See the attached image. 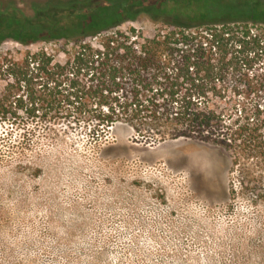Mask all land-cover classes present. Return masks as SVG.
<instances>
[{"label":"trees","instance_id":"1","mask_svg":"<svg viewBox=\"0 0 264 264\" xmlns=\"http://www.w3.org/2000/svg\"><path fill=\"white\" fill-rule=\"evenodd\" d=\"M8 125L21 152L59 125L94 146L118 126L212 143L229 197L264 202V0H0V138Z\"/></svg>","mask_w":264,"mask_h":264},{"label":"rangeland","instance_id":"2","mask_svg":"<svg viewBox=\"0 0 264 264\" xmlns=\"http://www.w3.org/2000/svg\"><path fill=\"white\" fill-rule=\"evenodd\" d=\"M7 127L0 264H264V202L229 197L216 145L151 146L118 126L94 146L59 125L21 152Z\"/></svg>","mask_w":264,"mask_h":264}]
</instances>
